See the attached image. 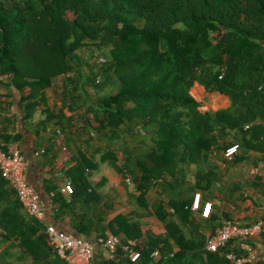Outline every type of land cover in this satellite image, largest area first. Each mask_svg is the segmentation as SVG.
I'll use <instances>...</instances> for the list:
<instances>
[{
  "label": "trees",
  "instance_id": "16d2710c",
  "mask_svg": "<svg viewBox=\"0 0 264 264\" xmlns=\"http://www.w3.org/2000/svg\"><path fill=\"white\" fill-rule=\"evenodd\" d=\"M196 83L228 96L231 107L202 113L192 95ZM109 86L117 91L103 96ZM54 88L63 99L52 107L48 91ZM16 93L25 120L41 109L42 126L55 124L65 137L96 134L115 144L121 129L150 137L149 152L137 160L126 155L121 164L119 152L102 154L101 163L134 181L139 211L119 214L102 229L94 230L93 221L76 226L92 243L94 233L96 242L120 239L112 257L96 249L94 264H234L229 253L250 256L239 241L210 252L208 241L225 221L242 224L228 215L200 221L193 205L197 193L213 189L211 157L234 145L233 134H240L241 146L234 158L242 151L264 153V0H0V143L15 140L4 112ZM86 105L88 118L81 111ZM81 157L70 172V201L49 188L57 192L59 220L74 204L100 201L88 174L100 162ZM192 167L196 184L185 189V169ZM163 184L169 201L151 202ZM212 223L216 231L208 236ZM47 226L24 211L0 170V235L31 264H67ZM125 246L141 258L133 262ZM0 264L15 263L4 253Z\"/></svg>",
  "mask_w": 264,
  "mask_h": 264
},
{
  "label": "crops",
  "instance_id": "0c3cea01",
  "mask_svg": "<svg viewBox=\"0 0 264 264\" xmlns=\"http://www.w3.org/2000/svg\"><path fill=\"white\" fill-rule=\"evenodd\" d=\"M88 91L92 99H95V91L93 89ZM1 93L7 94L4 90ZM192 95L201 104L202 113L228 110L232 105L228 96L219 92L210 93L200 83H196L192 88ZM48 98L52 107L60 103L63 99L60 88L49 90ZM6 101L4 115L11 121L9 130L15 138L14 142L7 145L19 148L30 163L28 180L41 196L47 213L46 225H53L74 238H85L76 229L79 223L88 224L93 221L94 230L102 229L119 214L139 211L136 205L134 181L117 173L109 164L100 161L102 154L110 150L120 153L121 164L126 163V155L135 160L142 158L152 146L149 136L125 135V129H121L118 144L115 142L118 146L112 143L109 136L71 134L65 137L61 135V128L55 124L49 125L47 129L42 126L45 115L41 109L33 119L25 120L17 93L14 98ZM81 111L86 118L90 117L87 105ZM239 137V133L233 134L232 142L240 144ZM143 143H146V147ZM81 153L96 157L100 162L98 171L88 173L95 190L100 195V201L91 205L74 204L72 207L74 211L65 209L63 218L59 220L60 206L55 202L57 192L49 193V188H58L65 199L71 200V193L64 192V189L69 184H73L70 172L77 166V162L81 161ZM211 169L216 174L212 177L213 189L210 192L197 193L203 197V206L205 203L213 204L211 218L202 217L201 212H194V216L204 221L214 218L224 219V216L228 215L245 226L258 221L264 222V153L242 151L239 158L232 159H227L223 153L216 154L211 157ZM194 170L195 167L185 169L188 176L185 189L195 187ZM168 189L164 184L157 187L151 194V202L154 203L159 198L169 201L172 193ZM149 221L156 229L164 230L156 219ZM216 224L212 223L208 236L216 231L214 229ZM90 237L96 245V234ZM98 248L99 246L96 245V249ZM4 253H8V258L15 264H31L30 260L23 259L22 251L16 243L5 241L0 235V254ZM254 257L255 262L264 264V236L255 240Z\"/></svg>",
  "mask_w": 264,
  "mask_h": 264
},
{
  "label": "built area",
  "instance_id": "2783aa9c",
  "mask_svg": "<svg viewBox=\"0 0 264 264\" xmlns=\"http://www.w3.org/2000/svg\"><path fill=\"white\" fill-rule=\"evenodd\" d=\"M106 62L107 60L104 58L99 60L101 64ZM240 148V144H234L226 150L224 156L227 159H232L239 153ZM29 169L30 163L19 148L8 147L7 144L0 143V170L3 177L16 191L24 211L40 223L46 224L47 213L39 192L28 180ZM64 192L72 193V184H69L64 189ZM212 209V203H205L203 206L202 195H196L193 205L194 212H201L202 217L209 219L211 218ZM47 233L50 237L51 245L67 264H94L96 260V245L99 246L101 251L108 252L112 257L117 252L120 244L119 238L111 236L108 239H100L95 245L85 239L74 238L53 225L47 226ZM263 234L264 222L243 226L227 220L217 230L216 234L210 237L207 249L216 253L225 248L231 241H239L242 249L248 252L250 256L239 258L232 252L227 255V258L234 264L250 263L255 259L254 247L250 241L261 238ZM124 251L129 253L133 262H137L141 258V253L132 249L131 246H125ZM159 256V251L154 252L153 257Z\"/></svg>",
  "mask_w": 264,
  "mask_h": 264
},
{
  "label": "rangeland",
  "instance_id": "374dc122",
  "mask_svg": "<svg viewBox=\"0 0 264 264\" xmlns=\"http://www.w3.org/2000/svg\"><path fill=\"white\" fill-rule=\"evenodd\" d=\"M94 60L96 59L95 57L93 58ZM95 92H96V90L95 89H93ZM117 91V86H109V87H107L104 91H103V93H102V95L104 96V95H110V94H113L114 92H116ZM94 92V93H95Z\"/></svg>",
  "mask_w": 264,
  "mask_h": 264
}]
</instances>
